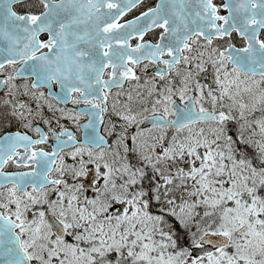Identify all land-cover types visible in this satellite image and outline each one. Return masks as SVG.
Segmentation results:
<instances>
[{
	"label": "snow or ice",
	"instance_id": "1",
	"mask_svg": "<svg viewBox=\"0 0 264 264\" xmlns=\"http://www.w3.org/2000/svg\"><path fill=\"white\" fill-rule=\"evenodd\" d=\"M0 264H264V0H0Z\"/></svg>",
	"mask_w": 264,
	"mask_h": 264
}]
</instances>
